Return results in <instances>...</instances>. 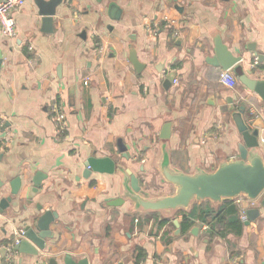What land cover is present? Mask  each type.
Wrapping results in <instances>:
<instances>
[{"label":"crops","instance_id":"obj_1","mask_svg":"<svg viewBox=\"0 0 264 264\" xmlns=\"http://www.w3.org/2000/svg\"><path fill=\"white\" fill-rule=\"evenodd\" d=\"M57 1L53 32L36 0L16 11V38L0 26V201L11 195L15 178L22 181L0 214V246L15 229L36 224L39 205L58 213L46 249L17 251L12 264H49L67 255L89 264H264L263 196L195 202L193 225L184 231L181 210L172 216L136 210L126 184L130 169L143 197L168 196L175 186L164 164L191 174L239 159L244 141L231 100L235 111L247 103L243 117L258 132L264 157V96L235 72L241 66L249 78L264 80V0ZM164 17L179 19L177 36L173 28L148 30ZM219 43L242 57L231 68L235 89L220 84L224 69L210 63ZM256 56L260 64L252 68ZM172 72L179 83L169 85ZM54 99L65 104L66 137L56 134L49 115ZM167 124L170 136L163 139ZM90 157H111L116 171L84 177ZM38 173L45 179L30 197ZM116 199L123 202L111 205ZM249 209L260 216L247 224L241 214ZM206 211L207 222L199 218ZM0 264H8L1 251Z\"/></svg>","mask_w":264,"mask_h":264},{"label":"water","instance_id":"obj_2","mask_svg":"<svg viewBox=\"0 0 264 264\" xmlns=\"http://www.w3.org/2000/svg\"><path fill=\"white\" fill-rule=\"evenodd\" d=\"M36 1L40 7L42 22L47 26L46 30L53 32V17L58 1L53 0L51 3L45 0ZM116 18H119V16ZM241 58L240 56H233L226 46L219 43L217 44L216 58L211 59L210 63L227 70L233 68ZM2 62L3 59L0 52V68ZM235 72L250 90L264 96V80L249 78L243 73L241 66L235 67ZM174 78V73H170L166 80L167 84L171 85ZM231 103L233 118L244 141L239 145L240 158L223 162L214 171H207L206 169L200 168L191 174L185 173L180 169L170 168L168 164H164L162 172L164 177L175 186V192L172 195L154 199L143 197V191L138 177L130 169H126V184L130 191L129 197L135 202L136 210L143 212L158 211L164 215L172 216L180 210L190 211L194 203L198 201L210 200L214 205H219L220 203L232 201L239 196H245L248 200H257L263 196L262 204L264 205V157L259 152L258 132H251L243 117L247 103L244 101L237 111H235L236 106L233 100H231ZM165 129L166 132L162 135L163 139L169 138L170 125L167 124ZM119 150L125 157L130 158L124 143L121 142ZM85 166L84 177L90 176L92 172L113 174L117 168L116 162L111 157H90L85 163ZM44 176L43 173H38L34 177L32 180L34 186H31L29 189L30 197H34L40 192V186L45 179ZM21 188L22 181L20 177H17L11 183V195L0 201V214L18 196ZM122 202L123 199H116L110 204L117 205ZM38 209L42 213L38 216L34 226L27 225L25 227V237L15 245L17 251L39 255V251H43L47 247L46 239L53 237L51 224L58 218V213L50 209L43 210L41 205L38 206ZM246 214L248 216L247 224H249L260 216V209H249L246 211ZM175 223L177 228H179L178 221H175ZM199 230V227L194 226L191 231L198 233ZM0 251L4 256L7 253L5 249H0ZM49 264L89 263L87 259L75 261L70 255H67L60 262L57 258L52 257L49 259Z\"/></svg>","mask_w":264,"mask_h":264},{"label":"built area","instance_id":"obj_3","mask_svg":"<svg viewBox=\"0 0 264 264\" xmlns=\"http://www.w3.org/2000/svg\"><path fill=\"white\" fill-rule=\"evenodd\" d=\"M25 0H0V26L2 28L3 33L9 38H16L18 35L15 13L24 5ZM179 19L178 18H170L164 17V19L160 21H155L151 25H147L148 30L155 34L161 28H173L174 35L177 36L179 34ZM98 56L102 57L106 53V48L104 45H100L97 50ZM260 64V58L256 56L251 64L252 68L257 67ZM173 82L175 84L179 83L177 78H174ZM219 82L226 88L235 89L238 84V78L233 69L223 70L219 77ZM49 115L52 121L55 124L56 134L58 136H67L68 122L65 114V104L62 99H54L49 104ZM217 134V133H215ZM142 161H145L142 159ZM254 201V200H250ZM241 219L243 221L248 220V216L246 211L243 210L241 214ZM25 228L15 229L13 233V240L8 245L0 246V249H5L7 251L5 255V261L8 264H12L14 261L15 254L17 250L15 249V245L21 241L25 237Z\"/></svg>","mask_w":264,"mask_h":264},{"label":"trees","instance_id":"obj_4","mask_svg":"<svg viewBox=\"0 0 264 264\" xmlns=\"http://www.w3.org/2000/svg\"><path fill=\"white\" fill-rule=\"evenodd\" d=\"M91 185L93 187L94 186V182H92ZM230 211H231L230 213H236L237 209H236V207L234 205H232ZM182 215H183L182 228H183L184 231L185 230H189L191 228V226L193 225V222H194V209H192L189 213H186L185 211H182ZM210 215H211L210 211L202 212V214H200L199 218H200V220H203V221L207 222L208 221V217ZM216 218H217V216H216ZM218 220H220L219 217H218Z\"/></svg>","mask_w":264,"mask_h":264}]
</instances>
